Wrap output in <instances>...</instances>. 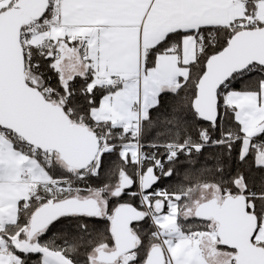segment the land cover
Instances as JSON below:
<instances>
[{"label":"trees","instance_id":"trees-1","mask_svg":"<svg viewBox=\"0 0 264 264\" xmlns=\"http://www.w3.org/2000/svg\"><path fill=\"white\" fill-rule=\"evenodd\" d=\"M256 1H248L247 20L240 22L245 23L247 29L264 27V23L251 21L255 16ZM46 16H51L50 11ZM239 31L234 30L231 26L229 28L208 27L198 31L174 33L147 53L145 68L153 70L157 56L171 51L173 47L177 48L175 53H178L180 42L185 36H193L197 40L198 54L196 61L189 66L188 78L182 81L181 87L176 92L160 94L157 105L151 108L141 121L140 142L143 145L141 151L145 156L142 178L149 171L153 172L157 178V182L152 188L146 190L142 185L141 188L145 194H152L156 189L165 188L170 194L181 195L188 188L194 186L217 184L223 191H229L230 196H244L248 203L251 198L254 209L249 208V211L257 217L260 225L264 214V168L257 166L256 156L264 139L260 137L261 135L255 137L248 153L243 156V139L231 141L228 137L231 133L241 134L240 125L235 121L234 112L222 104L221 97L220 118L215 126L200 120L192 106L197 93V84L205 71L207 60L210 56L222 51L231 37ZM53 63L54 59L47 55V50L34 48L31 59L27 63V72L29 77L36 78L40 86L29 84L41 90L47 100L54 105L63 107L72 123L86 127L99 137H104V134L109 131L110 143H128L132 140L128 137L120 138L122 128L112 127L108 124H96L91 119V110L99 106L100 100L110 92V89L101 87L89 90L91 73H87L85 77L73 78L67 83L69 85L66 88L60 79L59 72L54 69ZM262 70L254 71L251 67L249 70L235 75L228 82L229 90L236 92L259 91L262 77L264 78ZM46 88H52L54 92L47 94ZM136 140L138 141V138ZM222 140L225 142L221 143ZM214 141L217 142L216 145L213 144ZM14 144L19 149L22 148L19 142H14ZM184 144L189 146L183 149L180 147L169 148V145ZM191 144L204 146L191 147ZM171 152L176 153L173 158H170ZM155 160L163 166L161 174L153 163ZM47 168L53 175L52 167ZM69 168L79 172L87 171ZM58 170L64 174L68 173L60 168ZM121 172L126 173L121 182L124 190L132 189L137 178L135 166L127 165L114 154L105 155L102 157L101 170L98 175L88 176L82 181H72L71 185L73 187L85 186L87 189L80 193L85 197L92 190L91 188L101 190L108 186H114ZM239 179L244 184L242 192H239L237 185ZM124 180L129 181L130 185L126 186ZM74 195L76 194L71 191L54 202L72 198ZM118 195L116 196L118 200L110 198L109 204H114L117 200L119 202L117 208L122 205H132L142 212L138 195H125L124 192ZM37 198L38 196L30 200L29 208L20 209L19 222L9 226L5 235L18 236L20 240L28 242L35 240V238L29 239L28 236L30 220L39 207L51 203L52 197ZM107 217H101V212L97 217H64L52 224L45 230L46 232L39 234L36 237V242L42 249L61 253L72 264H90L91 254L94 252L97 254L99 250H104L100 248L101 246H114V239L110 233L111 219ZM178 223L184 233L193 231L207 233L212 221L202 220L194 215L193 218H180ZM132 228L138 233L140 239V244L135 250L137 259L134 262L135 264H144L150 249L154 245H159L154 243L156 241L153 237L155 228L150 218H144V216ZM224 249L227 248L224 247ZM15 253L20 257L21 264H42L43 262L42 251L25 253L15 249Z\"/></svg>","mask_w":264,"mask_h":264},{"label":"crops","instance_id":"crops-1","mask_svg":"<svg viewBox=\"0 0 264 264\" xmlns=\"http://www.w3.org/2000/svg\"><path fill=\"white\" fill-rule=\"evenodd\" d=\"M248 1L60 0L61 17L57 25L49 33L35 34L32 41L35 49H41L43 44L50 43L45 50L54 59L55 70L61 76H69L67 81L91 73L89 90L101 87L110 89L100 100L99 106L91 110V119L96 124L125 129L122 125L132 123L133 127L136 121H142L148 111L157 105L160 94L176 92L181 87L182 81L189 76V66L196 61L197 40L193 36H185L180 42L178 53H175L177 48L173 47L171 51L157 56L153 70L145 68L147 53L174 33L198 31L208 27L229 28L244 22L247 20ZM14 3L15 0H0V10L7 9ZM255 7V16L251 21L264 23V0H257ZM85 53L90 57L89 62L82 60ZM63 65L68 70L65 71ZM115 75L123 82L120 89H114L111 85V79ZM224 100L225 106L234 112L243 141L247 140V147L242 148V155L245 156L255 137L261 135L264 139V82L259 91H231ZM27 156L14 143L0 137V264H21L12 244L14 236L5 235L9 226L19 222L25 203L24 199L20 200L18 208H14L18 201L16 198L20 199L23 194L28 193L32 197L30 199L36 198L39 189L49 186L53 179L47 167L38 160L45 169L43 176H50V181L40 178L41 182L37 180L30 183V186H34L33 189L28 191L24 187L21 194L16 196L14 186L21 185V181L11 177L17 176L21 170L24 171L22 180H29V175L26 174L29 164ZM256 164L264 168V144L258 151ZM6 185L9 187H1ZM1 190H5L6 194L3 195ZM4 196L11 198V209ZM228 197L231 196L221 193L205 202H222ZM247 209L250 212L249 206ZM12 220L14 223L10 222ZM211 221L215 225L214 232L217 233L218 224ZM260 230L264 232L261 225L255 241L259 243L256 245L264 248V233L260 234ZM203 237L201 242L205 241L206 236ZM212 242H218L220 248H224L218 236ZM7 245L10 246L9 252L5 250ZM193 246L194 242L189 251L194 254ZM235 256L236 253L233 255L234 264ZM205 260L211 262L210 257ZM174 264H177L175 260ZM190 264L204 263L193 259Z\"/></svg>","mask_w":264,"mask_h":264},{"label":"water","instance_id":"water-1","mask_svg":"<svg viewBox=\"0 0 264 264\" xmlns=\"http://www.w3.org/2000/svg\"><path fill=\"white\" fill-rule=\"evenodd\" d=\"M50 2L17 0L13 7L0 12V128L13 132L30 147L58 154L67 166L85 171L100 161V138L86 127L72 123L63 107L47 100L41 90L27 81L21 31L24 26L43 19ZM252 66L264 69V27L240 30L222 51L209 57L192 105L200 120L217 124L219 91L235 75ZM124 181L126 186L130 185ZM156 182L153 172L143 175L144 189L152 188ZM247 207L244 196H231L222 202L204 203L195 216L218 224V239L222 246L236 252V264H264V248L254 242L259 221ZM100 212L101 207L94 198L72 197L42 205L31 218L29 239L36 238L64 217H97ZM142 219L143 213L135 206H119L111 219L114 250H99L96 262L113 264L122 255L135 251L138 240L132 227ZM144 264H167L164 248L152 247Z\"/></svg>","mask_w":264,"mask_h":264},{"label":"rangeland","instance_id":"rangeland-1","mask_svg":"<svg viewBox=\"0 0 264 264\" xmlns=\"http://www.w3.org/2000/svg\"><path fill=\"white\" fill-rule=\"evenodd\" d=\"M2 11V10H0ZM47 55L49 56V53L47 52ZM50 57V56H49ZM53 65V64H52ZM76 66V65H75ZM54 67V65H53ZM64 70H68L67 66L63 65ZM77 68V66H76ZM55 69V67H54ZM60 74V73H59ZM28 81L32 85H38V81L36 78L29 77L28 72ZM61 81H63V84L66 88H68L67 84L69 81L66 80L68 75H60ZM264 82V78L262 77V82ZM222 104H225V100L222 99ZM125 129H123L122 133L120 134V138H132L131 141L128 143H110V132H106L104 134V139L102 141V149L99 155V162H96L90 169H88L85 172H79L76 170L70 169L65 163L60 159L59 155L56 153H49L46 155L45 158H34L31 155H28L29 164L26 169V174L29 175V180H22V176L24 171H18L17 176H13L11 178H18L21 181V185L14 186L12 188L16 189V196H19L22 192V190L27 188L28 191L30 189H33L34 186H30V183L35 182L41 179H45L46 181H50V176H43L45 175V169L41 166V163L38 162L41 161L46 167H52V180L51 184H48L49 186H46L45 188L41 187L39 194L37 195V199H41L42 197H52L50 202L54 203L55 200H59L60 198L66 196L67 194L74 192L76 195H74V198L78 199H88V198H94L97 200L101 207V217H109V219H112V212L114 213L115 209L119 205V202L117 201L118 198L116 196H119L121 192H124L126 194L130 195H138L139 197V203L142 206V212L144 218L149 217L151 222L154 225L155 233L153 235L155 244L161 245L164 250L166 251V257H167V264H190L192 260L200 261L204 264H234L233 263V255L236 253L235 251L227 250L224 248H220L218 245V242L213 243L212 240H217V233L214 232V223H210L209 225V231L207 233H202L200 231H193L190 233H184L180 225L178 223V220L180 218L188 219L193 218L194 215L197 214L198 209L201 205H203L205 200L210 199L214 196H217L221 193H227L230 195V192L219 188L217 184L215 185H203V186H194L191 188H188L186 192L183 194H170L167 192L165 188L163 189H156L154 193L152 194H145L142 191L141 185H142V173L144 170L143 162L145 159L144 154L142 153V144L140 142V133L135 132L138 127L140 126L139 121L135 122V124L132 127V123L130 125H122ZM113 127V126H112ZM139 130V129H138ZM238 135V138L235 136ZM242 134L239 133H231L228 137H230L231 141H237L243 139ZM138 138V141L136 140ZM225 141H228L225 139ZM224 140L221 141V143L225 142ZM214 145L217 144V142L214 141ZM189 145H169V148L174 147H180L183 149L184 147H187ZM196 146H204V145H194L191 144V147ZM247 147V140L245 139L243 141V148ZM114 154L115 156L119 157L120 160H123L127 165L135 166V172L137 175V178L135 179V185L131 189L124 190V187H122L121 182L123 181L124 177L126 175L125 172H121L117 183L114 186L106 187L105 189L97 190L93 189L90 190L87 194V196H82L80 193L82 191H85L87 188L83 185L79 187H73L72 181H82L88 176L98 175L99 171L101 170V160L102 157L105 155ZM25 155V154H24ZM176 155V153L171 152L170 158H173ZM51 159V160H49ZM156 167L159 169V172L161 174V171L163 170V166L160 162L154 161L153 162ZM145 164V163H144ZM148 167V166H145ZM24 168V167H23ZM63 169L64 171H67V174H64L60 172L58 169ZM48 169V168H47ZM41 178V179H40ZM26 179V178H25ZM28 183V185H27ZM239 192H242L244 190V184L241 179L237 181ZM1 187H9V185L1 186ZM23 188V189H22ZM37 188V187H36ZM2 194H6L5 190H1ZM8 207L11 209V198H7ZM30 193L23 194L20 199L16 198V204H14V208H18V204L20 200H23L26 202H30ZM110 198H117V200L114 202V204H109ZM120 198V197H119ZM248 206L251 210L254 209V204L251 201V198L249 199ZM6 208V207H5ZM15 209V210H16ZM17 212V211H16ZM112 215V216H111ZM107 217V218H108ZM14 223V221H10ZM133 233L137 236V245L136 249L138 248L140 244V239L138 236V233L133 230ZM179 231V232H178ZM46 232V231H45ZM180 233V234H179ZM260 234L264 233L262 230L259 232ZM43 234V233H42ZM264 235V234H262ZM261 235V236H262ZM185 236H187L190 239V236H195L196 239L188 240ZM205 237V241H202V237ZM210 236V238L208 237ZM204 238V237H203ZM212 239V240H211ZM192 242H194L193 249L195 250V253L189 251L191 249ZM256 244H259L257 241H254ZM13 246L25 253L30 252H38L42 251L43 253V262L42 264H72L68 259H66L61 253H53L49 252L45 249H42L40 246H38L36 242V238L33 242L28 243V241L19 240L18 236L13 237ZM155 246V245H154ZM100 248H103L106 251L114 250V246L111 247L110 245H104ZM135 249V250H136ZM206 257H210L211 262H207L205 260ZM91 263L90 264H99L96 262V254L95 252L91 254ZM137 259V254L135 251L131 253H127L125 255H122L117 262L113 264H135V260ZM186 262H184L183 261ZM145 263V262H144Z\"/></svg>","mask_w":264,"mask_h":264},{"label":"built area","instance_id":"built-area-1","mask_svg":"<svg viewBox=\"0 0 264 264\" xmlns=\"http://www.w3.org/2000/svg\"><path fill=\"white\" fill-rule=\"evenodd\" d=\"M49 11H50V15L51 16H46L47 15L46 14L43 19H41L39 21H34L31 24H29L27 26H24L22 31H21V44H22V47H23V50H24L26 64L31 59L32 51L34 49V44H33V41H32V37L35 34L49 33L51 31V29L54 28L57 25L58 20L61 17V3H60V0H52L51 3H50V7H49L48 12ZM244 28H246V26L243 23H236V24L233 25V29L234 30H240V29H244ZM49 46H50V43H45V44H43L42 48L43 49H47ZM82 60L86 61V62H89L90 61L89 55H87L85 53L82 56ZM252 68H253L254 71H256L257 69H262V68H259L257 66H252ZM261 73L264 75V69L261 71ZM122 83L123 82H122L121 78L118 75L113 76L112 79H111V85H112V87L114 89H120L122 87ZM229 87H230V84L226 83L221 88V90L219 91V95H220L221 98L224 99L225 97H227L231 93V91L229 90ZM45 92L47 94H51L54 91H53L52 88H46ZM139 123H140V126L138 127L139 130L137 129L135 132H139L140 133L141 121H139ZM0 137L4 138L5 140H7V141H9L11 143L19 142L21 144V146H22L20 151L22 153H24V154L31 155L34 158H39V157L40 158L41 157L45 158L46 155H48L49 153H52V152H46L45 153V152H42V151H40V150H38V149H36L34 147L28 146L24 141H22L13 132L5 130V129H0ZM235 137L238 138V135H236ZM100 138L103 141L104 137L101 136ZM49 160H51V159H49ZM25 178H27V177H25ZM30 206H31V203L30 202H26V203H24V205L22 207V210H25V209L29 208ZM260 225L262 227H264V214L262 215ZM194 239H196L195 236H190V240L193 241ZM5 250L7 252H9L10 251V246L7 245L5 247Z\"/></svg>","mask_w":264,"mask_h":264},{"label":"flooded vegetation","instance_id":"flooded-vegetation-1","mask_svg":"<svg viewBox=\"0 0 264 264\" xmlns=\"http://www.w3.org/2000/svg\"><path fill=\"white\" fill-rule=\"evenodd\" d=\"M213 223V222H212ZM256 244V243H255Z\"/></svg>","mask_w":264,"mask_h":264}]
</instances>
